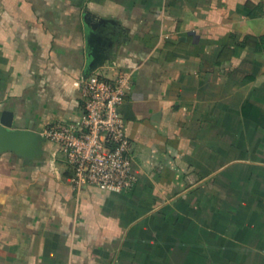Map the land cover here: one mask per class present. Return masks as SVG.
Listing matches in <instances>:
<instances>
[{
	"label": "crops",
	"instance_id": "1",
	"mask_svg": "<svg viewBox=\"0 0 264 264\" xmlns=\"http://www.w3.org/2000/svg\"><path fill=\"white\" fill-rule=\"evenodd\" d=\"M94 58L131 73L135 183L0 148V264H264V0H0V121L79 120Z\"/></svg>",
	"mask_w": 264,
	"mask_h": 264
},
{
	"label": "built area",
	"instance_id": "2",
	"mask_svg": "<svg viewBox=\"0 0 264 264\" xmlns=\"http://www.w3.org/2000/svg\"><path fill=\"white\" fill-rule=\"evenodd\" d=\"M131 73L116 77L94 69L81 81L82 113L74 122L47 124L44 139L57 145L76 186L91 185L107 192H123L135 183L130 140L121 108L130 88Z\"/></svg>",
	"mask_w": 264,
	"mask_h": 264
},
{
	"label": "water",
	"instance_id": "3",
	"mask_svg": "<svg viewBox=\"0 0 264 264\" xmlns=\"http://www.w3.org/2000/svg\"><path fill=\"white\" fill-rule=\"evenodd\" d=\"M96 26V25H95ZM101 61L94 58L89 68L94 69ZM44 137L35 131L10 129L4 121H0V148H13L22 155L31 158L42 152Z\"/></svg>",
	"mask_w": 264,
	"mask_h": 264
}]
</instances>
